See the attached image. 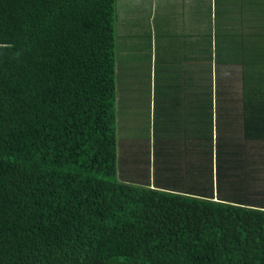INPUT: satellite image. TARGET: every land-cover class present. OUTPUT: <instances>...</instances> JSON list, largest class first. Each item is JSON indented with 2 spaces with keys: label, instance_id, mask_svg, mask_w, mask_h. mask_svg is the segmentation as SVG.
Returning a JSON list of instances; mask_svg holds the SVG:
<instances>
[{
  "label": "trees",
  "instance_id": "1",
  "mask_svg": "<svg viewBox=\"0 0 264 264\" xmlns=\"http://www.w3.org/2000/svg\"><path fill=\"white\" fill-rule=\"evenodd\" d=\"M117 2L0 0V264H264V14L214 0L180 34L124 179Z\"/></svg>",
  "mask_w": 264,
  "mask_h": 264
},
{
  "label": "rangeland",
  "instance_id": "2",
  "mask_svg": "<svg viewBox=\"0 0 264 264\" xmlns=\"http://www.w3.org/2000/svg\"><path fill=\"white\" fill-rule=\"evenodd\" d=\"M198 2L206 7L210 0ZM258 3L260 10L264 12V0H258ZM211 9L214 10V7ZM117 14V135L121 155L126 156V171L122 170V178L128 179L129 175L135 176L136 173H128L129 169H140L143 166L135 161L134 156H130L133 152L128 155L130 147L137 145L140 149L143 146L149 148L152 162V150L157 147L160 133L163 132L159 131L160 96L155 89L163 86V48L167 49L164 55L175 48V44H170L176 39L167 37L165 30L166 27L174 29L176 21L170 17L165 19L163 0H118ZM204 17L203 13L202 24L205 23ZM137 43L138 46L134 47ZM130 98L131 104H127L126 101ZM120 169H123L122 165ZM152 170L151 167L149 172L152 173Z\"/></svg>",
  "mask_w": 264,
  "mask_h": 264
},
{
  "label": "crops",
  "instance_id": "3",
  "mask_svg": "<svg viewBox=\"0 0 264 264\" xmlns=\"http://www.w3.org/2000/svg\"><path fill=\"white\" fill-rule=\"evenodd\" d=\"M223 1H224V5L227 6L228 9L234 8L237 5L241 7L240 12L242 13V16L244 17L245 30L248 28L249 26L248 24H251V23L256 24L257 28L258 26H262L261 20L263 19L264 12L260 10L258 0H253L254 2L248 1V0H238L237 2H234L233 0H223ZM209 3L212 5L214 3V0H210ZM204 6L205 5L198 2V0H163V12L166 15L165 19H167V17H170L171 19L176 21V27L174 29H170L169 27H166V30H165L167 34L166 36L174 37L176 39V41H173L172 44L170 45H174L175 42H176V45L177 43L180 45L182 49V53L179 52L177 55L181 57L183 64H184V61H189L188 58H190L192 61L193 56H189V55H193L194 51L189 46H187L188 44L184 45L181 42L180 34L182 32H186V34H191L192 32L198 33V31L201 32L200 30L201 15L203 13H208L205 10L207 6L206 7ZM258 16H260L259 19H258ZM178 37H180V41ZM138 44L139 43L134 44L133 46L136 47L138 46ZM165 46L167 47V45ZM164 50H167V49L163 48V51ZM164 58H165V55L163 56V60ZM183 64H180V65H183ZM178 70H181V69H178ZM174 91H178V88L176 87ZM132 94H134V90ZM160 102L163 103V97L159 98V101H158V110H159L160 115L163 117V111L160 109ZM126 103L131 104V98L129 101H126ZM170 105L166 112V115L168 117L175 116L176 113L179 114V111L183 112L185 109L190 108L184 102H181L180 105H178L177 99L175 98H171ZM172 130H174V128L166 131L168 136L172 135V132H173ZM162 171H163V168H162Z\"/></svg>",
  "mask_w": 264,
  "mask_h": 264
}]
</instances>
